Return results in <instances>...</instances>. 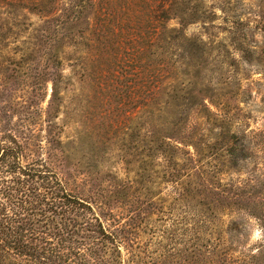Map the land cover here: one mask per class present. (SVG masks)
<instances>
[{"label":"rangeland","instance_id":"1","mask_svg":"<svg viewBox=\"0 0 264 264\" xmlns=\"http://www.w3.org/2000/svg\"><path fill=\"white\" fill-rule=\"evenodd\" d=\"M10 138L95 208L124 264H264L246 209L264 197V0H0Z\"/></svg>","mask_w":264,"mask_h":264},{"label":"trees","instance_id":"2","mask_svg":"<svg viewBox=\"0 0 264 264\" xmlns=\"http://www.w3.org/2000/svg\"><path fill=\"white\" fill-rule=\"evenodd\" d=\"M92 2L80 0L81 8ZM170 34L172 43L198 48L180 32L170 30ZM142 69L140 75L144 76ZM165 81L149 79V91L167 95L171 84ZM150 83L154 84L152 90ZM177 96L169 94L170 100ZM179 100L174 106L183 110L185 102L179 104ZM10 139L0 150V264H124L118 235L106 228L95 208L74 196L65 180L44 160L27 162L23 147ZM226 149L228 155L236 156L233 146L219 147L220 152ZM257 197L248 199L259 203ZM229 200L237 209L244 205L241 192H235ZM262 200L254 204L258 214L249 206L246 209L259 221L262 242L256 252L264 254V197Z\"/></svg>","mask_w":264,"mask_h":264}]
</instances>
